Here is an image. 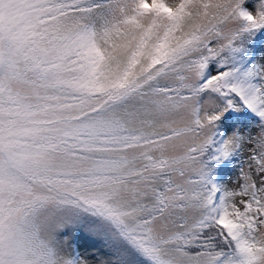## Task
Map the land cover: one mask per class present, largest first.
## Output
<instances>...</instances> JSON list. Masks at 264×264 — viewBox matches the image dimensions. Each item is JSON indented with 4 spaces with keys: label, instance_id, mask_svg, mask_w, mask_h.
I'll use <instances>...</instances> for the list:
<instances>
[{
    "label": "snow or ice",
    "instance_id": "6c2138e0",
    "mask_svg": "<svg viewBox=\"0 0 264 264\" xmlns=\"http://www.w3.org/2000/svg\"><path fill=\"white\" fill-rule=\"evenodd\" d=\"M262 36L264 0H0V264H264Z\"/></svg>",
    "mask_w": 264,
    "mask_h": 264
},
{
    "label": "trees",
    "instance_id": "16d2710c",
    "mask_svg": "<svg viewBox=\"0 0 264 264\" xmlns=\"http://www.w3.org/2000/svg\"><path fill=\"white\" fill-rule=\"evenodd\" d=\"M264 45V36H262L260 38V40H257L253 45H252V50L254 49V47L256 46H262ZM254 120H251V118L249 116H246V112L243 115H237L236 117H230L229 121L227 122L226 126L230 125L229 129V133L233 130L234 127H236V125L238 123H247L248 127L250 125L251 122H253ZM256 121V120H255ZM234 167L233 163H224L222 165L217 166L216 168V173H215V178H218L220 180V183H226L227 180L230 178V170L231 168Z\"/></svg>",
    "mask_w": 264,
    "mask_h": 264
},
{
    "label": "rangeland",
    "instance_id": "374dc122",
    "mask_svg": "<svg viewBox=\"0 0 264 264\" xmlns=\"http://www.w3.org/2000/svg\"><path fill=\"white\" fill-rule=\"evenodd\" d=\"M254 53H255V55L257 56L258 59H259L261 56H264V45L260 46V48H259V47H255V48H254ZM254 123H255V122L250 123L249 127H250L252 124H254ZM245 126H248L247 123H238V124L236 125V127H242V128L245 127ZM229 127H230V125H228L227 127H225V131H226V132H229V131H230ZM236 171H237V169H234V170L232 171L231 177H230V179H229L226 183H230L231 179L235 176Z\"/></svg>",
    "mask_w": 264,
    "mask_h": 264
}]
</instances>
